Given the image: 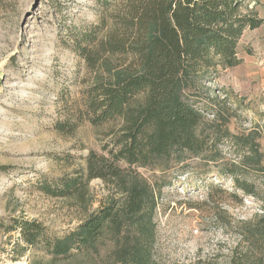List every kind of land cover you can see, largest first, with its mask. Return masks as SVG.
Instances as JSON below:
<instances>
[{
    "label": "rangeland",
    "instance_id": "1",
    "mask_svg": "<svg viewBox=\"0 0 264 264\" xmlns=\"http://www.w3.org/2000/svg\"><path fill=\"white\" fill-rule=\"evenodd\" d=\"M246 6L264 16V0H247ZM109 12L96 0H0V165L8 168L0 172V264H264V178L250 170L255 196L235 188L227 165L241 168L252 147L237 148L228 138L218 163L202 165L205 156L187 160L210 171L203 180L164 160L133 172L119 164L126 188L142 190L143 209L122 218L88 253L55 261L28 249L19 230L9 232L13 220L24 219L60 237L102 208L123 206L122 186L110 178L90 181L85 203L50 197L39 187L87 174L88 159L104 172L112 164V140L122 121L93 126L81 119L96 74L78 52L80 35L103 18L104 32L111 29ZM247 36L239 43L242 64L218 69L205 85L223 102L229 133L250 134L264 154V90L246 74L255 58ZM108 62L109 69L122 63ZM59 123L76 128L60 132Z\"/></svg>",
    "mask_w": 264,
    "mask_h": 264
},
{
    "label": "trees",
    "instance_id": "2",
    "mask_svg": "<svg viewBox=\"0 0 264 264\" xmlns=\"http://www.w3.org/2000/svg\"><path fill=\"white\" fill-rule=\"evenodd\" d=\"M96 1L110 11L112 27L104 32L108 24L103 18L80 35L78 52L96 74L95 82L85 91V110L80 117H87L93 126L122 121L120 134L112 140V164L104 172L88 159L87 174L77 172L53 182L45 180L39 187L50 197L76 198L85 203L89 182L110 178L120 182L124 203L120 208H102L60 237L50 235L36 221H12L9 232L19 230L28 249L44 252L55 261L90 252L122 218L142 211L143 192L126 188L117 167L121 163L133 172V167L147 168L157 160L174 162L172 168L184 174L192 172L195 180H203L210 171L191 167L187 160L205 156L202 165L218 163L222 158L220 145L228 138L237 148L252 147L241 168L227 165L226 174L235 188L255 196L250 170L264 178V154L256 139L250 134L245 137L229 133L219 108L223 102L205 85L218 69L242 64L241 38L246 30L264 25L258 11L246 6L247 0ZM118 58L122 63L109 69L108 61ZM210 114L214 116L212 122L206 120ZM75 128L57 124L60 132H73ZM7 169L0 165V172Z\"/></svg>",
    "mask_w": 264,
    "mask_h": 264
},
{
    "label": "crops",
    "instance_id": "3",
    "mask_svg": "<svg viewBox=\"0 0 264 264\" xmlns=\"http://www.w3.org/2000/svg\"><path fill=\"white\" fill-rule=\"evenodd\" d=\"M260 17L264 19V16L260 15ZM246 35L251 37L254 47L253 55L257 59L255 61V58H253L254 63H252V68H250V70H247L246 74L250 76L252 84H256L260 87L258 89L264 90V25H262V27H260L259 29L253 31L246 30L242 39L245 38Z\"/></svg>",
    "mask_w": 264,
    "mask_h": 264
}]
</instances>
